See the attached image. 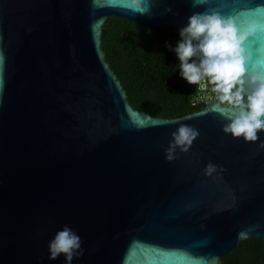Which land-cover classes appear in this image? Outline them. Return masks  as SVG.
<instances>
[{
    "label": "water",
    "instance_id": "obj_1",
    "mask_svg": "<svg viewBox=\"0 0 264 264\" xmlns=\"http://www.w3.org/2000/svg\"><path fill=\"white\" fill-rule=\"evenodd\" d=\"M235 0L227 11L264 0ZM193 0H0V264L49 259L65 226L72 264H224L264 239V131L223 132L218 98L175 116L134 106L107 61L113 17L185 27ZM181 125L199 136L166 159ZM212 163L216 171L206 175Z\"/></svg>",
    "mask_w": 264,
    "mask_h": 264
},
{
    "label": "clouds",
    "instance_id": "obj_2",
    "mask_svg": "<svg viewBox=\"0 0 264 264\" xmlns=\"http://www.w3.org/2000/svg\"><path fill=\"white\" fill-rule=\"evenodd\" d=\"M235 0H193L194 7H203L188 19L179 30L181 39L172 49L179 61L180 75L191 85L202 81L212 85L219 102L225 107L221 115L230 121L223 132L245 142L259 140L264 131V23L260 16L264 6L254 10L241 9L235 14L227 6ZM133 7L139 0H131ZM245 17L246 19H241ZM169 48L172 46L169 44ZM199 131L181 125L172 133L166 149V159H174L177 147L187 152ZM264 148V142L260 144ZM216 166L209 163L206 175H212ZM49 259L64 255L66 264L83 255L81 238L65 226L49 242Z\"/></svg>",
    "mask_w": 264,
    "mask_h": 264
},
{
    "label": "trees",
    "instance_id": "obj_3",
    "mask_svg": "<svg viewBox=\"0 0 264 264\" xmlns=\"http://www.w3.org/2000/svg\"><path fill=\"white\" fill-rule=\"evenodd\" d=\"M106 28L103 41L107 61L134 106L162 116L200 108L199 85H191L181 77L180 61L172 50L181 39L180 27L150 28L113 17ZM224 264H264V239L242 240Z\"/></svg>",
    "mask_w": 264,
    "mask_h": 264
},
{
    "label": "built area",
    "instance_id": "obj_4",
    "mask_svg": "<svg viewBox=\"0 0 264 264\" xmlns=\"http://www.w3.org/2000/svg\"><path fill=\"white\" fill-rule=\"evenodd\" d=\"M205 98H218V94L212 91V85H210L207 80L202 81L198 86L197 100L201 101Z\"/></svg>",
    "mask_w": 264,
    "mask_h": 264
},
{
    "label": "snow or ice",
    "instance_id": "obj_5",
    "mask_svg": "<svg viewBox=\"0 0 264 264\" xmlns=\"http://www.w3.org/2000/svg\"><path fill=\"white\" fill-rule=\"evenodd\" d=\"M241 3L247 5V3H245V0H240ZM255 19H260L262 23H264V10H262L260 16L258 17H254ZM241 19H246L245 17H241Z\"/></svg>",
    "mask_w": 264,
    "mask_h": 264
}]
</instances>
